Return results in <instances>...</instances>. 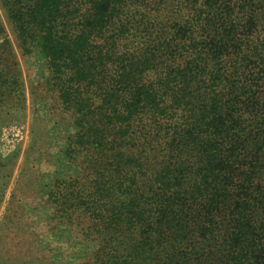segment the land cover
<instances>
[{
    "label": "trees",
    "instance_id": "16d2710c",
    "mask_svg": "<svg viewBox=\"0 0 264 264\" xmlns=\"http://www.w3.org/2000/svg\"><path fill=\"white\" fill-rule=\"evenodd\" d=\"M1 10L72 111L83 166L45 200L91 244L79 264H264V0Z\"/></svg>",
    "mask_w": 264,
    "mask_h": 264
},
{
    "label": "rangeland",
    "instance_id": "374dc122",
    "mask_svg": "<svg viewBox=\"0 0 264 264\" xmlns=\"http://www.w3.org/2000/svg\"><path fill=\"white\" fill-rule=\"evenodd\" d=\"M0 21L10 42L0 40V264H79L91 244L58 223L45 200L55 178L83 166L66 155L72 111L38 49L23 52L2 10Z\"/></svg>",
    "mask_w": 264,
    "mask_h": 264
}]
</instances>
